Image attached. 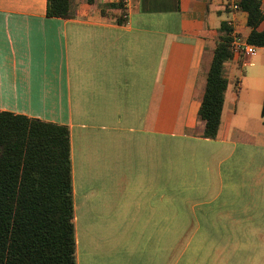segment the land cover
Masks as SVG:
<instances>
[{
	"label": "crops",
	"instance_id": "crops-1",
	"mask_svg": "<svg viewBox=\"0 0 264 264\" xmlns=\"http://www.w3.org/2000/svg\"><path fill=\"white\" fill-rule=\"evenodd\" d=\"M46 3L0 0V111L68 128L76 264H264V47L225 63L216 138L198 117L236 0Z\"/></svg>",
	"mask_w": 264,
	"mask_h": 264
},
{
	"label": "trees",
	"instance_id": "trees-1",
	"mask_svg": "<svg viewBox=\"0 0 264 264\" xmlns=\"http://www.w3.org/2000/svg\"><path fill=\"white\" fill-rule=\"evenodd\" d=\"M69 5L70 0H47L46 14L67 17ZM236 6L246 13L247 42L264 47L260 0H236ZM232 30L226 21L218 28L198 109L204 138L214 139L218 133L227 86L222 72L233 55ZM0 264H76L68 128L2 111Z\"/></svg>",
	"mask_w": 264,
	"mask_h": 264
},
{
	"label": "built area",
	"instance_id": "built-area-1",
	"mask_svg": "<svg viewBox=\"0 0 264 264\" xmlns=\"http://www.w3.org/2000/svg\"><path fill=\"white\" fill-rule=\"evenodd\" d=\"M126 1V0H123ZM233 8H237L236 4L233 5ZM230 25V24H229ZM231 41L229 44L230 51L232 54H237L243 58H249L256 54L258 47L256 45L250 44L247 42V39H243L237 36L233 30L230 34Z\"/></svg>",
	"mask_w": 264,
	"mask_h": 264
},
{
	"label": "rangeland",
	"instance_id": "rangeland-1",
	"mask_svg": "<svg viewBox=\"0 0 264 264\" xmlns=\"http://www.w3.org/2000/svg\"><path fill=\"white\" fill-rule=\"evenodd\" d=\"M147 224H150V223H147ZM145 225V223H142V226Z\"/></svg>",
	"mask_w": 264,
	"mask_h": 264
}]
</instances>
